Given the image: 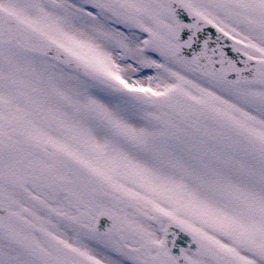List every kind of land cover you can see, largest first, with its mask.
<instances>
[{"label": "snow or ice", "instance_id": "6c2138e0", "mask_svg": "<svg viewBox=\"0 0 264 264\" xmlns=\"http://www.w3.org/2000/svg\"><path fill=\"white\" fill-rule=\"evenodd\" d=\"M0 264H264V0H0Z\"/></svg>", "mask_w": 264, "mask_h": 264}]
</instances>
